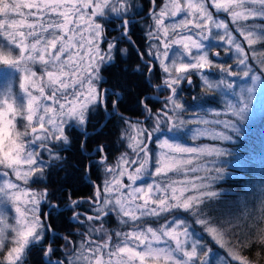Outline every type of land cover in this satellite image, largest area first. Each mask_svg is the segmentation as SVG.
Instances as JSON below:
<instances>
[{
    "label": "snow or ice",
    "instance_id": "6c2138e0",
    "mask_svg": "<svg viewBox=\"0 0 264 264\" xmlns=\"http://www.w3.org/2000/svg\"><path fill=\"white\" fill-rule=\"evenodd\" d=\"M262 86L264 0H0V264H255L264 173L221 185Z\"/></svg>",
    "mask_w": 264,
    "mask_h": 264
},
{
    "label": "trees",
    "instance_id": "16d2710c",
    "mask_svg": "<svg viewBox=\"0 0 264 264\" xmlns=\"http://www.w3.org/2000/svg\"><path fill=\"white\" fill-rule=\"evenodd\" d=\"M137 19H140L139 17H137ZM114 35V33H113ZM134 39H138L137 36L133 37ZM121 47H126V45L121 44ZM127 63L130 67L131 66H135L138 61L133 57L131 59H129L128 61L121 62V67L124 66V64ZM131 80L135 81L136 77H131ZM153 83H155V81H153ZM135 91V90H134ZM196 91H200L199 88H197ZM141 96L143 95V93L140 94ZM148 95L150 96H156L159 95L161 98H163L164 95H166V93H156L152 90L148 91ZM189 94V98H190ZM135 95H127L124 98L123 104L124 107L122 108V111L124 112L125 115L127 116H131L133 119L139 118V112L137 109V106L135 104ZM151 106V105H150ZM159 106V105H157ZM113 119H115L113 117ZM264 122V120L260 123V125H252L250 132L249 130L245 133V137L241 138L240 141L237 142V145L234 146L236 151L238 152V156L245 158L247 156V154L249 153V151L254 150V157H256V159H254V166L256 167H248L247 169L243 168L241 170L238 171V173L236 172V170L231 169L233 171H235V173H237L236 177H228V182L224 183L221 185V187L223 188H227L229 190H234L236 188H238L239 186L243 185L245 187L248 186V182L250 180H252L253 182L255 180H259V178L261 177V174L264 173V155L261 152V148H263V141L264 138L261 142V137L258 133V131L260 130V128L262 127V123ZM112 127V123L111 121L108 122V128ZM115 140V136L111 135L110 133H108V129H105V134H102L99 138V140H97L96 142H105V143H111L112 141ZM93 146L90 144V147ZM68 156V163L65 166V170L69 173L72 174L74 173V169L71 167L72 164H77L81 161V157L79 155L78 152L75 151V149L73 151H70L68 153H65ZM261 155V156H260ZM263 155V156H262ZM65 172L61 171L60 173H58L55 177L54 180L55 181H59L60 177L64 176ZM75 176L77 178L80 177V173H75ZM95 177H93L94 179ZM73 183L76 186V192H77V196H83L86 197L89 195V190L86 187L85 184L80 183L79 179H76L73 181ZM55 186V184L53 185ZM75 198V197H74ZM228 199H231V197H226ZM86 207V206H85ZM61 232H63V228L60 229ZM245 256L249 257L250 259H252L255 264H264V253H261L260 247L256 246L251 248L250 250L246 251L244 253Z\"/></svg>",
    "mask_w": 264,
    "mask_h": 264
},
{
    "label": "rangeland",
    "instance_id": "374dc122",
    "mask_svg": "<svg viewBox=\"0 0 264 264\" xmlns=\"http://www.w3.org/2000/svg\"><path fill=\"white\" fill-rule=\"evenodd\" d=\"M254 104V111L251 113V117L248 121H246L244 123L243 127V132L242 135L238 138L235 139V141L231 144H229V147L233 153L232 157L228 158V164H227V168L229 170V172L233 173V175L229 176V177H236L237 173L239 170L245 168L247 169L248 167L250 168L254 166V159H256V157H254V150L249 151V153L247 154V156L245 158H242L241 156L239 157L238 152L236 151L235 147L237 145V142L240 141L241 138H244L245 133L250 129L252 125H260V123L264 120V86L260 87L256 93V96L254 98L253 101ZM260 137H261V142L264 138V122L262 123V127L260 128V130L258 131ZM264 142V141H263ZM262 142V143H263ZM236 144V145H235ZM263 148H261V152L264 155V143H263ZM262 155V156H263ZM261 156V155H260ZM256 167V166H254ZM231 169H235L237 173H235V171L231 170Z\"/></svg>",
    "mask_w": 264,
    "mask_h": 264
},
{
    "label": "flooded vegetation",
    "instance_id": "af4514ba",
    "mask_svg": "<svg viewBox=\"0 0 264 264\" xmlns=\"http://www.w3.org/2000/svg\"><path fill=\"white\" fill-rule=\"evenodd\" d=\"M161 98V97H160ZM161 99H163V98H161Z\"/></svg>",
    "mask_w": 264,
    "mask_h": 264
}]
</instances>
